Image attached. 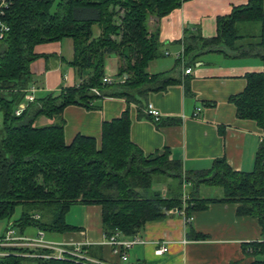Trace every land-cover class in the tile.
<instances>
[{
    "label": "trees",
    "instance_id": "obj_1",
    "mask_svg": "<svg viewBox=\"0 0 264 264\" xmlns=\"http://www.w3.org/2000/svg\"><path fill=\"white\" fill-rule=\"evenodd\" d=\"M55 1L14 0L6 13L10 30L0 39V219L10 218L21 205L17 221L21 229L35 226L41 231L65 232L73 229L65 219L72 205L96 204L102 208L106 239L115 234L131 239L147 222L165 218L172 209H184L191 217L211 202L225 201L238 203L239 215L256 217L264 233L263 148L251 172L234 171L219 158L208 170L185 173L168 149L146 154L132 141L129 107L121 116L103 122L100 142L81 133L70 143L65 140L62 113L67 106L93 108L99 106L96 101L101 97H122L128 105L137 104L142 117L141 107L148 103L140 96L164 91L176 82L167 72H147L149 62L160 55L158 32H150L147 22L149 16L160 19L186 0H60L51 10ZM117 5L126 11L121 24L114 22L110 9ZM242 22L258 24L257 37L240 32L238 24ZM94 24L100 28L97 37ZM217 26L215 37L193 36L186 51L217 50L239 57L258 56L264 61V0H246V4L233 7L229 15L217 18ZM64 38L74 40V58L69 64L80 77L84 72L89 77L34 100L16 116L14 111L26 95L23 90L33 78L31 63L39 57L35 46ZM109 54L119 57V82H103ZM244 78V90L232 95L230 102L239 119L253 120L264 128V71L246 72ZM41 116L55 121L39 126L36 122ZM163 179L173 182L166 196L154 188V183ZM188 181L192 191L184 206L183 184ZM201 184L220 187L224 197L201 199L197 195ZM244 246L257 256L252 264H264V241ZM0 251L5 253L0 264H91L71 255H26L51 253L41 248L12 246L0 247Z\"/></svg>",
    "mask_w": 264,
    "mask_h": 264
},
{
    "label": "crops",
    "instance_id": "obj_2",
    "mask_svg": "<svg viewBox=\"0 0 264 264\" xmlns=\"http://www.w3.org/2000/svg\"><path fill=\"white\" fill-rule=\"evenodd\" d=\"M244 4L246 0H186L160 19L152 16L150 29L158 32L160 55L149 62L147 72L151 75L167 72L176 80L164 91H150L140 96L160 111V121L155 122L147 115L146 107H141L144 116L140 117V107L135 103L128 105L125 98L101 97L96 101L97 107L69 105L63 110L66 142L70 143L78 133L95 137L100 142L103 122L121 116L129 107L131 139L146 154L168 149L170 157L182 163L185 173L208 170L219 158H224L234 171H253L257 153L260 148L264 149V128L253 120L239 119L230 97L244 90L246 72L264 71L263 59L217 50L186 51L193 36L215 37L217 18L229 15L233 7ZM250 24L253 23L242 22L238 28L243 34L257 37ZM255 28L260 31V26ZM93 33L96 37L100 34L97 24L93 25ZM66 41V50L64 41H60L59 47L52 49L46 59L47 66L60 71L57 73L59 80L50 83L49 77L47 87L38 83L31 85L37 88V99L58 93L62 87L78 85L89 77L88 72L80 77L76 68L69 64L74 58V40ZM119 67L116 54L105 57L104 74L115 82L121 77ZM188 67L192 69L190 73L185 72ZM197 108L201 110L195 114ZM53 121L41 116L36 124L44 126ZM161 183L160 191L166 196L173 182L163 179ZM191 191V182L184 183V206ZM201 192L199 187L197 195L201 199L224 197ZM238 206L235 202H211L207 208L192 212L191 220L184 209H172L165 218L146 223L137 234L143 242L127 249L126 261L105 237L100 205H72L65 219L73 229L55 232L58 237L48 241L69 248L82 245L88 257L116 264H252L257 256L244 245L263 240L264 233L256 217L237 213ZM29 231L28 235L23 231L14 235L33 238L40 230L34 226ZM161 246L167 250L157 254L155 251Z\"/></svg>",
    "mask_w": 264,
    "mask_h": 264
},
{
    "label": "built area",
    "instance_id": "obj_3",
    "mask_svg": "<svg viewBox=\"0 0 264 264\" xmlns=\"http://www.w3.org/2000/svg\"><path fill=\"white\" fill-rule=\"evenodd\" d=\"M14 0H0V39H3L7 32L10 30V26L5 21L6 13L9 10V8L12 6ZM191 68L188 67L185 72L190 73ZM104 83H112L114 80L110 77L105 76L103 78ZM26 95L24 100L18 103L14 113L16 116H20L28 107L29 103L33 102L37 99L36 91L37 88L30 86L26 90H23ZM92 91L96 94H100L99 90L96 88H93ZM201 110V108L196 109V113H198ZM145 112L147 115H149L155 122H159L161 118V113L159 110H157L152 104H148V106L145 108ZM185 204V201H184ZM36 218H39V215H36ZM192 217H188V220H191ZM14 229L12 227H9L5 236L0 238V247L5 246H22V247H30V248H41L46 249L48 251H51V253H32V254H26L30 257H43V258H64L66 255H71L72 257H76L80 260H85L88 263L91 264H116L111 262H105L101 260H96L91 257H88L82 249V245L76 244L72 248L67 247L64 244L60 243H54L51 241H48L44 238L43 232L40 230L38 235L36 237H17L14 235ZM107 241L110 244H113L115 247L116 252L120 253L121 259L123 261H126L128 259L127 256V249L130 248L133 244L142 243L143 241L138 237L135 236L131 239H124L120 238L119 234H115L111 236ZM261 241H264L261 240ZM167 250V247L161 246L156 249L157 254H162ZM4 252L0 251V254Z\"/></svg>",
    "mask_w": 264,
    "mask_h": 264
},
{
    "label": "rangeland",
    "instance_id": "obj_4",
    "mask_svg": "<svg viewBox=\"0 0 264 264\" xmlns=\"http://www.w3.org/2000/svg\"><path fill=\"white\" fill-rule=\"evenodd\" d=\"M60 0H56L53 5L51 6V10H55L57 8V3ZM110 9L114 12V22L116 24H121L123 17L125 16V9L123 7H121L120 5L117 6H111ZM153 15L149 16L148 18V22H147V26H148V30L150 32H152V30L150 29V18ZM253 30V32H256L257 34H259V25L256 23H253L252 25L250 24V26ZM255 27L258 28V30L256 31ZM67 39L69 38H64L60 41H64L63 45H64V49L66 50L68 48V43H67ZM60 41H52V42H47V43H41L35 46V52L39 55L38 58H36L32 63H31V71L33 73V78L31 79V83L30 86L32 84L38 83L41 86L47 87L48 85V79L50 77V83H52V80L57 79L59 80V73L60 71L55 69L56 67H51V65L47 66V56L49 55V53H51L52 49L59 47V44H61ZM68 64H66V66L64 65V68L67 67ZM106 76V75H105ZM122 78L120 77L119 81ZM63 84V83H62ZM0 120H1V114H0ZM203 192H201V194L203 195H211V196H216L218 194H222V196H224L222 190L220 189V187L218 186H210V185H206V184H201V186H199ZM154 188L161 190L163 188V184L160 182H156L154 183ZM206 192V193H205ZM22 210L23 207L21 205H17L15 207V210L13 212V215L10 218H3L0 219V237L2 235H4L7 231V229L9 227H12L14 229V232L16 234H21L22 230L25 234H29V230L30 229H34V226H26V228L21 229L20 226L17 225V221L21 218V214H22ZM44 234V238L47 240H50L51 238H56L58 236L57 233L55 232H48V231H42ZM55 233V234H54ZM27 234V235H28ZM52 234L54 236H52ZM5 247H10V246H5ZM1 255H5V253L0 254Z\"/></svg>",
    "mask_w": 264,
    "mask_h": 264
}]
</instances>
